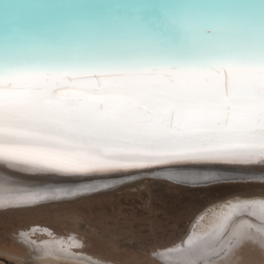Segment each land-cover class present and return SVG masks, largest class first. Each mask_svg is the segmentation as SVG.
Masks as SVG:
<instances>
[{
    "label": "snow or ice",
    "instance_id": "snow-or-ice-1",
    "mask_svg": "<svg viewBox=\"0 0 264 264\" xmlns=\"http://www.w3.org/2000/svg\"><path fill=\"white\" fill-rule=\"evenodd\" d=\"M115 7L85 34L0 30V159L264 168V0Z\"/></svg>",
    "mask_w": 264,
    "mask_h": 264
},
{
    "label": "bare ground",
    "instance_id": "bare-ground-1",
    "mask_svg": "<svg viewBox=\"0 0 264 264\" xmlns=\"http://www.w3.org/2000/svg\"><path fill=\"white\" fill-rule=\"evenodd\" d=\"M104 1L105 0H93L90 3L89 0L85 1L83 4L88 6H83V8L96 9L100 7L93 11H96L97 14L104 15L103 10L104 8H107L106 2L103 3ZM12 2L13 0H6L1 3L0 21L3 17L18 11L5 7V4ZM131 2H138V0L127 1V3ZM54 3L57 4L58 2ZM60 6L62 5H56L55 7L58 8L52 10L47 16L59 13V10H61L59 8ZM36 13L39 12L37 10H21V14L24 18L16 21L15 24L40 21L42 16L40 17L39 14L36 15ZM107 18L108 17H105V19ZM105 19H102L101 21ZM15 167H17L16 170H20V172L14 170ZM19 167L22 169H18ZM0 168L2 170L6 169L7 171H9V169L13 170L12 173V170L8 172L9 174L7 172L4 173V175L8 174L6 177L0 174V185H3V187L6 186V184L8 186H11L12 184L19 188L17 184L20 183V186L21 182L26 185V188L27 186L31 187V185L28 184L30 181L28 178L25 181L22 179L29 177L32 182L33 178H30L31 176L43 172L41 167L39 169V167L25 165L18 162H5L3 159H0ZM257 169L259 171H252L250 169L251 171L246 170L236 172L231 170V167L224 166V164H185L183 166H175L173 164L152 170L135 172H129L128 170L130 169L107 171L110 173L94 177L90 180L87 179L88 181L85 180L83 186L74 190V193L82 196L86 193H91L90 195L92 196L98 194V196L93 197V199L97 200L102 197L111 196L116 191L125 189H118L117 187H119L120 184L140 177L160 178L170 182L173 181L168 179L178 182H188V180H191L195 182L199 181L198 183H204L198 185L199 187L237 180L263 182L264 168H258L257 166ZM55 174L56 177L59 176V178L62 177L64 180L66 179L65 182L62 178H60L62 180L61 182H50V179L49 182L46 181L41 185L39 184L40 186L37 185L36 188H40L37 190L38 193L33 195L29 194L30 197L26 200L24 199L25 196H16L13 197V200L11 201L10 198L12 196H8L9 199L3 198L0 201V203L2 202L0 205H4V207H0V215L3 214L1 213L3 212L1 210L10 211L13 209L12 211L17 214H29L33 216L36 214L38 218L36 219L37 221L30 224L32 225L30 226L32 227V230H30V227H27L24 231L21 230L22 235L18 236V233L15 234L16 241L27 249V253L22 256L13 253V259H16L21 264H103V261L106 262L108 259L104 257V254L101 251L102 249L97 245V241H95L97 235H101L98 229L89 226L88 224L83 225L82 223L85 221L78 213L72 214V217L62 213V211L78 210L80 206L77 207L78 205L76 206L74 204L81 201L75 202L73 200L74 202H72L71 200H63L64 203H61L58 206H56L58 203H56V205L46 204L48 199L51 200V198L54 197L57 199V196L61 194V191H58L57 189L68 191L67 188L72 184V179L70 178L72 175H67L69 173H62L61 171V174ZM45 176L44 178L46 179L47 176ZM182 184L191 186L190 184ZM22 185L20 187L24 189L25 187L23 188L24 185ZM6 188L8 189L7 186ZM14 189L16 188L14 187ZM27 189L23 191L25 192ZM4 190L6 191V189ZM5 191H1L0 194ZM23 191L21 192L22 194L24 193ZM28 191H31V189H28ZM71 192L72 191H70V193ZM53 193L57 194L51 195ZM227 201L215 205L202 213L192 224L190 232L184 238L182 237L179 243H164L163 245H160L159 243L154 245L151 243L152 252H150V259L146 260L145 263L140 262L137 264H264V198H261V196H255L251 198H232L228 202ZM8 204L11 205L5 206ZM82 205L84 204L82 203ZM62 206H65V208H62ZM5 212L9 213L8 211H4V213ZM51 223L56 224L58 227L61 226L62 229L53 228ZM87 227L89 229H87ZM157 251H159V253H157Z\"/></svg>",
    "mask_w": 264,
    "mask_h": 264
},
{
    "label": "rangeland",
    "instance_id": "rangeland-1",
    "mask_svg": "<svg viewBox=\"0 0 264 264\" xmlns=\"http://www.w3.org/2000/svg\"><path fill=\"white\" fill-rule=\"evenodd\" d=\"M224 166L231 167V170L236 172L250 169L252 171H259L257 166L244 167L231 164H224ZM17 167H15L14 170H16ZM258 168L261 167L258 166ZM18 169L22 168L19 167ZM41 169H43V172H40L41 174L37 173V175H33L34 177H30L33 178L32 182L29 177L22 179L25 181L28 178V180H30L29 182L27 181L28 184H30L33 188L35 187L33 189L27 186V188L31 189V191L33 189L32 192L28 191L26 185L21 182V185H24H22L23 188L25 187L27 189V191H25L27 194L23 191L26 189H22L20 187L21 185L19 186L20 183L17 184L19 188H17L16 185L13 186L12 184V188L6 184L8 189L6 186L3 187V185H0V192L5 191L4 189H6L7 192L9 190L11 191L12 189L13 193L18 191L16 194L9 195L4 194L3 192L2 194L4 195L0 194V201L3 198L9 199L11 196V200H13V197L16 196H25L24 199L26 200L28 197H30L29 194L33 195L38 193L37 190L40 188H36L37 185L40 186L46 181L49 182L50 179V182H61L64 180L62 177H60L62 178L61 180L59 176H55V173L59 175V173L61 174V171H49L46 168L44 171V168L42 167ZM11 170L9 169V171H7L6 169L2 170L0 168V174L4 175V173H8ZM16 171L20 172V170ZM12 172L13 170L11 173ZM107 173L110 172L96 171L90 173L67 174L72 175L70 177L72 179V184H70V187L67 188L68 191L57 189L58 191H61V194L57 196V199L54 197L51 198L52 201L48 199V202H46L48 205H56V203H58L56 205L58 206L67 200H71L72 202L81 201L74 204L76 206L78 205L77 207L80 206L78 210L73 208L75 210L63 212L62 209L58 211H62V213H65V215L70 217H72V214L78 213L85 221L82 223L83 225L88 224L89 226L98 229L101 235H97V239L95 241H97V245L102 249L101 251L104 254V257L108 259L106 262L103 261V264L145 263L146 260L150 259L152 244L157 245L159 243L160 245H163L164 243H179L181 238H184L190 232L192 224L207 209L227 200L229 201L232 198H251L255 196H261V198H264V181L249 182L247 180H237L216 183L208 186L193 187L183 184H176L174 182L166 181L160 178L147 177L136 178L132 181L120 184L121 186L119 185L117 188L125 189L116 191L111 196L102 197L97 200L93 199V197L98 196V194H94L92 196L90 195L91 193H86L82 196L74 193V190L83 186L85 180H90L94 177L104 174L106 175ZM8 174H5L4 176L6 177ZM55 177L59 180H57ZM42 178H44L45 181ZM14 187L16 189H14ZM22 191L24 192L23 194L21 193ZM70 191L72 192L70 193ZM55 194L57 193H53L51 195ZM82 203L84 205H82ZM0 204H2V202ZM10 205L11 204L5 206ZM0 207H4V205H0ZM62 208H65V206H62ZM12 210L13 209L10 211L1 210L3 211L1 213L3 214L0 215V264H21L16 259H13V253L22 256L27 253V249L16 241L15 234L18 233V236L22 235L21 230L24 231L27 227L32 226L30 224L34 223L37 221L36 219H38L36 214L34 216L29 214H17ZM4 211H8L9 213H4ZM51 224L55 229H62L61 226L58 227L56 224ZM30 228L29 229L32 230V227ZM87 229L89 228L87 227ZM157 253H159V251H157Z\"/></svg>",
    "mask_w": 264,
    "mask_h": 264
},
{
    "label": "water",
    "instance_id": "water-1",
    "mask_svg": "<svg viewBox=\"0 0 264 264\" xmlns=\"http://www.w3.org/2000/svg\"><path fill=\"white\" fill-rule=\"evenodd\" d=\"M6 0H0V6L2 2ZM88 0H13L12 3L5 4V7L18 10L12 14L3 17L0 21V30L7 27L10 30H14L21 38H28L33 35L35 32L43 33H75V34H85L90 32L93 27L100 22L105 17H114L116 15V5L125 4L128 0H105L107 8H104V15L97 14L96 9H85L83 6H88L83 4ZM93 0H89V3ZM54 2H58L57 4ZM56 5H62L59 8L60 12L56 15L47 16L52 10H55L58 7ZM88 8V7H87ZM37 10L39 16L41 17L40 21L31 22V23H20L15 24L16 21L22 20L23 15L21 10ZM19 14V15H17ZM175 166H183L185 164H180ZM165 165H151L144 169H130L129 172L141 171V170H152L155 168H161ZM186 172V171H184ZM81 175V174H80ZM176 184H190L191 186H198L204 183H198L195 181L188 180V182H178L172 179ZM112 187V186H111ZM12 188V187H11ZM4 194H13V191L4 192ZM1 194V195H4Z\"/></svg>",
    "mask_w": 264,
    "mask_h": 264
}]
</instances>
